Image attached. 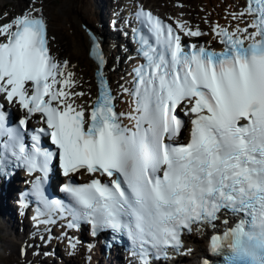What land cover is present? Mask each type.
Segmentation results:
<instances>
[{"label": "snow or ice", "instance_id": "1", "mask_svg": "<svg viewBox=\"0 0 264 264\" xmlns=\"http://www.w3.org/2000/svg\"><path fill=\"white\" fill-rule=\"evenodd\" d=\"M245 15L252 19L244 28H213L224 45L216 52L196 45L186 50L171 27L138 12L155 46L141 37L147 63L135 70L129 93L132 128L122 124L102 72L90 111L77 102L85 94L72 91L76 81L67 62L50 54L40 9L0 24V96L26 113L20 126L37 113L47 125L32 134L29 149L18 129L5 126L0 110V137H6L0 139V173L10 157L28 174L39 173L33 193L43 210L37 211L50 217L57 204L44 197L43 185L56 153L41 147L40 134L50 135L64 176L84 170L98 177L63 186L71 204L59 208L71 217L69 228L83 221L93 235L105 229L127 235L140 264H151L189 254L184 235L215 228L217 221L227 225L231 216L237 222L210 237L209 251L223 264H264V0H248L233 19ZM177 27L188 36L204 35ZM98 47L93 51L102 69ZM181 105L193 116L190 139L174 144L169 141L183 128L176 114Z\"/></svg>", "mask_w": 264, "mask_h": 264}, {"label": "bare ground", "instance_id": "2", "mask_svg": "<svg viewBox=\"0 0 264 264\" xmlns=\"http://www.w3.org/2000/svg\"><path fill=\"white\" fill-rule=\"evenodd\" d=\"M64 1L65 0H63L61 4L57 5V7L59 8L60 6H62ZM89 1L92 4V7L89 5ZM140 1L142 3H144L142 0H140ZM67 2L69 3V6H70V7L68 6V8H67V10L69 9V12L67 11L68 19L65 20V17H63V21H64V24H66L65 25L66 28L71 30L72 35H73V41H72L71 46H72L73 53L75 54L76 57L74 59H71L70 61L72 62L71 69L73 71V76H74V79L76 81V87L79 88L84 84L83 80H84L85 75L88 76L89 73L88 72L82 73L83 66L79 65L78 60L84 59L86 61V65L90 69V71H91V69H93L96 66L87 57V47L89 45V41H88V37L86 36V34L84 33V30L82 28V24H85V23L81 22L82 21L81 16L83 14L81 12H79V10H81V8H84V14L87 13L89 15L88 18H89L90 23L92 24V25L89 24V26L92 27L94 29V31L103 32L105 34L104 41L106 43L115 45L114 50L108 49V52L110 54H112L110 56V58L109 57L108 58L114 62L113 67L116 70L117 69V66L115 65L116 61H119L118 66H121V64H124L121 62V60H122L121 55H122V47H124L126 45L124 44V46H121L120 42L124 40L125 36L123 35V32L120 30V28L115 27L114 30L117 31L119 34V36H118L119 38L116 37V33L109 32V30L107 29V26L103 25V23H107V22L112 23V20L110 18H108L107 16H105V13L107 12L106 9H108V7H109V9L111 11L113 5H117L114 9L116 11V9L119 8V6H120V0H115L111 4H110V0H97L98 6H97V3L95 2V0H67ZM200 2H201V5L199 4L200 8H204L205 11H208L210 14H214V13L223 14V13H221V9H225L226 7H233L235 4V2L233 0H200ZM29 4L30 5H27L28 7H35L37 5H40L38 7L41 8V11L44 14L47 12V10H45L46 5H43L42 0H32V2H30ZM75 4H77L80 7L79 10H77ZM57 7L54 9V11H56V12H58ZM202 13H204V12L198 11V15H201ZM80 14H81V16H80ZM93 15H95V16H93ZM50 35H51V44H52L53 50L56 51V49H57L56 40H58L57 36L54 32H50ZM104 70L106 71L105 68H104ZM93 72H94V69H93ZM77 102L83 103L82 100H78ZM5 193L8 195V191H6ZM10 194H12V193H10ZM10 209L11 208L7 204L5 196L0 195V210L2 211V215H0V218H3V216H9V217L12 216L10 213ZM11 223L13 226L14 225H17V226L20 225L16 221H11ZM10 234H12L14 239L19 236V233H17L15 231V227L12 230H10L9 235ZM21 237L24 238L25 235H21ZM9 244L11 245L12 249L14 246H16V248H17V245L13 244L11 241H9ZM194 245H199V243H197L196 239H194V240L190 239L189 242L187 243V246H194ZM67 250L68 249H66L65 251L61 250L60 251L61 254L58 257H55L54 253L50 252L45 247H42L41 249L37 250L35 253L33 251H30V253L33 257L42 256V260L53 259L59 263L62 262L63 260L68 259L70 262L68 264H72L73 258L78 257L80 259L82 257L85 259L84 262L86 264H113V260H104L100 256L99 249L97 247H95L92 250V252L89 254H87L85 252H81L79 249H77L79 252H81L80 255L77 254L76 251H74L72 253L73 255L72 254L68 255ZM82 250L84 251V248H82ZM44 251H46L47 253L43 254ZM22 254H23V252L22 253L17 252L18 258L16 260L18 263H19V261H22V262H25L27 260L32 261L31 256H24ZM202 254H203V249L201 247H199V249H197V250L193 248V251L189 257H186V256L178 257L177 259L172 260L170 262V264H179L181 262L184 263V260L187 258H190V257H191V259H193V262L195 261L196 264H199V261L201 259ZM3 259L6 262V260H9V256L7 258L3 257ZM24 264H27V263H24Z\"/></svg>", "mask_w": 264, "mask_h": 264}, {"label": "rangeland", "instance_id": "3", "mask_svg": "<svg viewBox=\"0 0 264 264\" xmlns=\"http://www.w3.org/2000/svg\"><path fill=\"white\" fill-rule=\"evenodd\" d=\"M27 0H0V12H13V11H18L19 8H22L25 4H26ZM63 0H42L43 5H46L45 10H47V12L45 13V15L48 18V24H49V31L50 32H54L57 36L58 39V44H57V49H66L67 50V54H63L65 56L68 57H72L70 59H74L76 56L73 53L72 50V41H73V35L71 30H69L68 28H66V24H64L63 21V17H65V20L68 19V14L67 11L69 12V9L67 10L69 3L67 2V0L64 1V3L62 4V6H60L59 8L57 7V5L61 4ZM115 0H110V4L113 3ZM147 6H157V7H161L163 9H169L167 8V6L171 7L170 4H167L164 0H142ZM186 1V0H185ZM95 2L97 3L98 6V2L97 0H95ZM186 2H188V10H193L194 12H196L198 10V5H201L200 0H187ZM28 4H26L27 6ZM76 5L77 10L80 9V7ZM89 5L92 7V4L89 1ZM185 5V6H186ZM199 5V6H200ZM58 8V12L54 11L55 8ZM70 7V6H69ZM109 9V7H108ZM106 9V11H109ZM49 11V12H48ZM79 12H81L83 15L81 16V22L86 23L87 26H89L90 21H89V15L86 13L84 14V8H81V10H79ZM61 15H60V14ZM95 16V15H93ZM108 17V16H107ZM109 18V17H108ZM95 23V22H94ZM92 25V24H91ZM57 42V40H56ZM59 47V48H58ZM60 51V50H59ZM78 60V59H77ZM78 63L80 66H83L82 68V73L88 72L90 74V69L87 67L86 65V61L84 59L78 60ZM92 70V69H91ZM1 225V224H0ZM9 241H11L12 243L14 242V237L12 236V234L9 235L7 230H1L0 228V264H19L17 262V252H16V246L13 247V249L11 248V245L9 244ZM197 243H199L197 241ZM201 247V246H200ZM195 255V254H194ZM193 255V256H194ZM9 256V260H6V262L4 261L3 257H8ZM35 258H31L32 261H30L27 264H68L70 263L68 259L63 260L62 262H56L55 260L51 259V260H37ZM72 264H86L84 261V258H73L72 260ZM35 262V263H32ZM188 262H193V259L191 260L190 258H187L184 260L183 264H188ZM194 263V262H193Z\"/></svg>", "mask_w": 264, "mask_h": 264}]
</instances>
